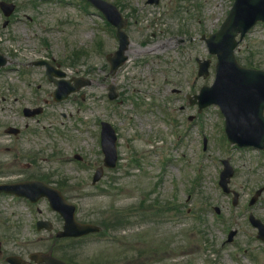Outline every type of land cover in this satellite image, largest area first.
<instances>
[{
  "label": "rangeland",
  "instance_id": "obj_1",
  "mask_svg": "<svg viewBox=\"0 0 264 264\" xmlns=\"http://www.w3.org/2000/svg\"><path fill=\"white\" fill-rule=\"evenodd\" d=\"M20 1L27 3L23 11H38L39 21L29 31L14 27L12 41L8 34L0 37L12 59L0 72V92L8 96L0 107V181L46 176L77 205L80 220L103 227V235L71 243L78 264H208L219 256L220 264H264V243L248 221L250 211L264 221V195L249 206L264 185V151L225 145L218 108L199 114L187 99L214 81L216 56L202 36L220 27L233 0H161L157 6L109 0L129 18L131 39L129 60L115 74L106 55L118 48V40L97 9H84L80 0H49L36 9ZM236 55L241 64L264 69V23L246 35ZM42 56L62 63L68 77H89L92 84L66 101H54L55 84L43 68L30 64ZM197 58L211 59L208 77L198 76ZM110 83L120 87L123 104H110ZM46 99L41 120L23 116L22 105H44ZM151 101L159 105L157 117L145 113L153 108ZM102 120L120 133V160L94 185L92 176L103 160ZM10 122L30 127L15 139L3 132ZM227 157L236 169L231 184L241 193L237 206L219 186L221 160ZM32 158L35 163L27 167ZM37 207L54 216L45 201L36 206L0 197L3 251L16 248L12 243L28 251L37 247ZM233 228L238 233L228 243Z\"/></svg>",
  "mask_w": 264,
  "mask_h": 264
},
{
  "label": "water",
  "instance_id": "obj_2",
  "mask_svg": "<svg viewBox=\"0 0 264 264\" xmlns=\"http://www.w3.org/2000/svg\"><path fill=\"white\" fill-rule=\"evenodd\" d=\"M90 1L104 12L112 23L118 26V36L121 41L118 55H121L129 43L127 35L122 30L126 26L127 21L122 17L115 5L104 0ZM150 2H158V0H150ZM258 20H264V0H236L221 30L208 39L211 51L217 52L219 55L217 80L213 87H204L202 95L199 97L204 101L202 106L211 103L220 104L227 117L226 129L231 140L238 142L240 145L264 147V72L245 70L235 63L233 57L236 35L239 32L244 35ZM124 58H118V56L113 58L114 68L123 62ZM207 64L205 63L202 66V71L206 69ZM49 74L52 76V68H49ZM57 74L62 75L60 72ZM68 83L62 81V87L55 92L58 100L67 97L69 93L79 89L88 81L80 80L75 85H69ZM65 85H68V88L63 91L62 89ZM103 140L107 155L111 158L113 157L112 159L115 161L116 137L109 125H105ZM231 174L232 171L229 168L223 173V185L228 180L226 177ZM26 188L15 187L13 190L18 194H25L31 197L42 195L40 187L32 184L30 191ZM55 193V190L48 187V195L51 198L54 199ZM58 195L60 196L59 193ZM251 220L260 227L261 236L264 237V225L259 220L254 219L253 216H251ZM70 221L74 223L73 218ZM81 227L83 231L80 233L91 231L88 226L81 225ZM16 263L20 264L19 262Z\"/></svg>",
  "mask_w": 264,
  "mask_h": 264
},
{
  "label": "flooded vegetation",
  "instance_id": "obj_3",
  "mask_svg": "<svg viewBox=\"0 0 264 264\" xmlns=\"http://www.w3.org/2000/svg\"><path fill=\"white\" fill-rule=\"evenodd\" d=\"M9 22H12V19H10ZM27 127H28V126H26V128H27ZM39 212L42 213V210L39 209ZM37 231H39V232H44V231H46V230H38V229H37ZM56 231H57V230H49V231L47 230L46 232H47L48 237H47V236H39L38 239H39L40 241H42V242H45L46 240H51V241L53 240V243H52L53 245H52V246H54V244H56V243L58 242V240H59V239L56 238ZM54 232H55V235H53ZM0 244H1V243H0ZM50 249H51V250H52V249L54 250L53 247H51ZM50 249H49V250H50ZM49 250H43V249L40 248V249H36L35 251H39V252L45 251V252H48ZM16 252H18V254L21 255L22 257H24V258H26V259L29 260V257H30V255H31V253H32L33 251H30V252H28V253L26 254L25 252H21V250H19V251H18V250L15 251V248H14V251H13L12 253L8 254V255L17 254ZM0 254H2V250H1V249H0ZM46 254H48V253H46ZM8 255H7V256H8ZM7 256H6V257H7ZM6 257H5V258H6ZM65 260H66V259H65ZM29 261H30V260H29ZM66 261H68L70 264H74V261H73V260L71 261V259H69V258H68V260H66ZM29 264H46V261H41V263H40V262H39V263H35L34 261H30Z\"/></svg>",
  "mask_w": 264,
  "mask_h": 264
}]
</instances>
